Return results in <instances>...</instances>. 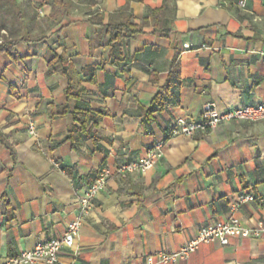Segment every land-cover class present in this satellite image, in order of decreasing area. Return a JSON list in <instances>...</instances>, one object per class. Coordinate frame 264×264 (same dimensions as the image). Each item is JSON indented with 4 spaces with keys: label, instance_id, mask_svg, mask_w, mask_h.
Masks as SVG:
<instances>
[{
    "label": "crops",
    "instance_id": "obj_1",
    "mask_svg": "<svg viewBox=\"0 0 264 264\" xmlns=\"http://www.w3.org/2000/svg\"><path fill=\"white\" fill-rule=\"evenodd\" d=\"M52 17L53 0H0V43L22 36L19 58L0 52V264L60 238L80 214L82 189L104 167L142 157L156 144L163 157L146 173L114 176L83 220L65 261L76 264L160 263L209 222L224 221L243 194L257 201L235 213L247 226L264 221V121L230 122L213 131L170 137L177 117L264 102V0L242 9L226 0H71ZM21 11V13L19 12ZM139 33L110 43L109 24ZM189 45V48L185 47ZM67 60L49 66L48 50ZM71 70L82 102L100 117L70 138ZM177 72L174 104L147 111ZM34 122L36 134L29 132ZM260 199L262 201H260ZM167 264H264V236L200 245Z\"/></svg>",
    "mask_w": 264,
    "mask_h": 264
},
{
    "label": "built area",
    "instance_id": "obj_2",
    "mask_svg": "<svg viewBox=\"0 0 264 264\" xmlns=\"http://www.w3.org/2000/svg\"><path fill=\"white\" fill-rule=\"evenodd\" d=\"M239 8L245 9L251 1L255 0H226ZM189 48L188 44H185ZM261 122L264 121V102L251 105L219 110L215 104L204 105L198 119L177 117L168 127L170 137L180 135H192L196 132H210L225 123L230 122ZM29 132L36 134L34 122L28 124ZM163 157V145L156 144L140 158L125 161L115 168L104 167L97 174L95 179L81 192L80 214L73 222L69 223L66 231L60 238H52L38 242L34 248L23 250L16 256L8 257L1 264H76L68 263L62 254V250L71 249L83 224L84 217L90 210L92 204L99 194L107 187L109 181L116 175L122 173H146L153 169ZM257 198L249 193L241 195L238 200L231 204L232 215L224 221H213L204 225L198 234L189 242L184 244L179 251L167 254H157L160 263L167 264L176 262L179 259L188 258L196 252L200 245L206 243L220 242L222 245L230 244L235 238H254L264 236V221L258 222L256 226H247L236 216V212L243 204L255 202ZM260 201H262L260 199ZM154 257L148 256L146 264H153Z\"/></svg>",
    "mask_w": 264,
    "mask_h": 264
},
{
    "label": "trees",
    "instance_id": "obj_3",
    "mask_svg": "<svg viewBox=\"0 0 264 264\" xmlns=\"http://www.w3.org/2000/svg\"><path fill=\"white\" fill-rule=\"evenodd\" d=\"M74 4L71 0H53V10L52 17L57 18L58 15H64L74 9ZM21 13V11H19ZM106 31L110 36V43L119 41L124 43L125 39H131L139 33V29L130 23L124 24H109L106 27ZM44 40L43 36L40 37H29L22 36L16 39H5L0 43V52L8 53L14 60L19 58L14 47L20 41H42ZM47 61L49 66L60 65L65 69L67 65V60L63 56H59L56 52L50 48L47 53ZM63 72L68 76L69 86L67 89V96L69 101H76V107L74 110H71L67 106L63 113L72 112L75 117L76 125L72 127L70 132V138L73 141H77V135L80 131L87 132L90 123L93 121V126L97 125L100 117L97 116L94 112H91L90 109L86 107V104L82 102V95L85 93L86 89L80 84V79L76 76L71 70H63ZM181 84L179 74L173 72L170 75V81L166 86L157 93L155 96L151 108L147 111V118L151 120L154 113L158 111L165 110L168 106L174 104V100H171L170 95H168L170 88H179Z\"/></svg>",
    "mask_w": 264,
    "mask_h": 264
}]
</instances>
